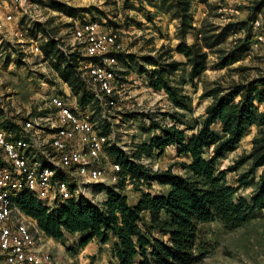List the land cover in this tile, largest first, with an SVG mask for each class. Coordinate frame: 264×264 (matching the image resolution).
I'll return each mask as SVG.
<instances>
[{
    "label": "rangeland",
    "instance_id": "1",
    "mask_svg": "<svg viewBox=\"0 0 264 264\" xmlns=\"http://www.w3.org/2000/svg\"><path fill=\"white\" fill-rule=\"evenodd\" d=\"M55 1L69 9L61 12L51 8L52 0H21L19 3L0 0V14L10 13L14 18L0 26V104H6L9 111H14L15 108L24 111L27 107H33L47 98L46 96L49 97L51 92L63 93L68 97V94L63 92V82L52 68L51 62L44 59V54H35L31 49V45H40V42L47 38L46 33L39 29L41 25L47 34L56 39L58 49L65 52L76 50L82 56V48L74 40L73 30L86 21H96L101 26L100 29L115 32L122 47L120 52L125 56H132L135 61L139 60L140 56L162 55L169 51L172 59L185 63L174 77V83L187 80L190 69L185 57L175 51L177 43L181 40L189 45L203 34L216 36L220 33L222 41L219 42L218 48L227 52L236 43H244L246 38L247 42L249 41V50L240 55L237 62L228 66L219 67L217 55L214 51H209L207 68L202 75L193 82L187 81L178 85L181 93L189 96L188 111L173 107L164 91L149 88L144 75L136 71L135 61L131 66L128 62L123 63L117 59L115 108L95 105L85 109L92 111V118L98 122L97 130L109 137V144L105 149L106 161L101 163L106 164V168L110 167L113 160L108 152L109 146L117 147L131 155L139 143L148 142L153 135L160 133L150 127L147 115H156L155 119L165 125L172 122L160 113L178 112L184 114L181 118L188 126L195 128L205 115V107L212 101L209 96L203 97L206 89L215 85L226 88L237 82L245 83L264 76V2L260 10L252 9L255 2L264 0H191L193 29L183 39L179 34L178 19L174 17L171 8L167 7L168 3L162 4L161 0ZM86 7L93 8L86 13L77 9ZM243 20L248 22L249 30L228 27ZM255 21L259 22L257 26ZM10 28H16L22 33V39L14 37ZM258 35H262V40L257 39ZM126 60L128 61L127 57ZM72 101L70 99V102ZM258 106L259 109L262 108V105ZM177 127L185 128L180 124ZM212 128L219 129V126L215 124ZM193 131L195 129H189L187 134ZM257 131V126H251L239 141L237 148L225 154L218 163L220 170L228 169L226 177L233 186L237 185L238 176L249 169L250 161H240V158L250 152L251 142ZM137 160L152 171L164 170L171 166L172 171L178 174H185L180 164L189 162L188 157L177 154L176 145L166 147L160 154L158 151L151 156L142 154ZM259 173L260 169H257L256 178L250 187L238 189V196L248 197L251 194ZM140 188L151 195L164 194L168 190V186L158 183H152L150 186L140 184ZM123 193L127 196L129 204H134L140 197V192L131 182L126 183ZM98 197L99 202L106 198L105 193ZM144 220L147 222L146 218ZM199 227L202 256L195 264H264V207L236 229L224 228L215 221L200 224ZM153 234L156 238H167L157 231H153ZM34 235L38 246L42 251L50 252L56 264H116L111 256L113 236L106 243L92 239L80 244L84 237L80 233H66L64 240L60 241L48 237L37 228Z\"/></svg>",
    "mask_w": 264,
    "mask_h": 264
},
{
    "label": "trees",
    "instance_id": "2",
    "mask_svg": "<svg viewBox=\"0 0 264 264\" xmlns=\"http://www.w3.org/2000/svg\"><path fill=\"white\" fill-rule=\"evenodd\" d=\"M161 1L162 4L168 3L167 7L171 8L174 17L178 19L179 34L183 39L193 29L191 0ZM263 2H255L252 9L260 10ZM50 7L61 12L69 9L55 0H52ZM92 8L77 9L86 13ZM228 27L249 30L246 20ZM39 29L47 37L40 42L39 48L45 58L50 59L58 77L70 87L78 105L81 108L98 105V100L83 80V75H86L83 74L82 66L87 58L76 50L65 52L58 49L56 39L45 32L44 26H39ZM247 40L236 43L228 52L218 48L222 41L220 33L216 36L203 34L189 45L181 40L175 51L182 54L186 63L190 64L187 80L183 79L181 83L179 80L174 83V77L185 63L172 59L169 51L162 55L140 56L137 61L120 52L117 59L131 66L136 63V71L144 75L149 88L164 91L173 107L188 111L189 96L182 94L178 85L193 82L202 75L207 68L209 51L217 55L219 67L237 62L238 57L249 50ZM202 95L211 97L212 101L205 107V115L197 127L188 126L181 118L184 114L178 112L160 113L172 122L165 125L155 119L156 115L149 114L147 118L150 119V127L159 130V134L153 135L148 142L139 143L131 155L109 146V154L120 164V178L113 187L95 185L96 189H105L106 198L100 204L79 197L59 203L49 210L44 201L24 192L15 198L19 209L36 221L41 232L56 241L64 240L66 233L82 234L84 237L80 244L92 239L106 243L113 236L111 256L116 264L199 262L202 256L200 224L215 221L224 228L236 229L264 207V76L245 83L237 82L226 88L215 85L206 89ZM258 105H262V108L259 109ZM178 124L185 128H178ZM215 124L219 129L212 128ZM251 126L258 127L257 134L252 139L250 152L240 158V161L249 160L250 166L238 176L237 185L233 186L226 177L228 169L220 170L218 163L225 154L237 148ZM189 129L195 131L188 135ZM171 145L177 146L178 155L189 158L188 163L180 164L185 174L172 171L171 166L152 171L138 163L137 159L142 154L151 156L156 151L160 154ZM257 169H260V173L251 194L248 197L238 196V189L252 185ZM127 182L133 183L140 192L134 204H129L123 193ZM152 183L168 186L167 192L151 195L141 190L140 184L150 186ZM153 231L166 236V240L156 238Z\"/></svg>",
    "mask_w": 264,
    "mask_h": 264
},
{
    "label": "built area",
    "instance_id": "3",
    "mask_svg": "<svg viewBox=\"0 0 264 264\" xmlns=\"http://www.w3.org/2000/svg\"><path fill=\"white\" fill-rule=\"evenodd\" d=\"M13 19L10 13L0 14V26ZM100 27L96 21H86L73 30L74 40L87 58L83 80L98 105L115 108V72L122 47L115 32ZM9 30L22 39L16 28ZM31 49L42 54L36 43ZM43 101L16 117L0 104V264H56L50 252L38 246L36 222L19 209L15 201L19 194H31L49 210L79 197L100 204L98 196L105 189L95 185L113 187L120 178L121 167L114 159L108 168L101 164L106 161L109 137L97 130L92 111L85 110L90 106L79 109L77 99L71 103L62 93Z\"/></svg>",
    "mask_w": 264,
    "mask_h": 264
},
{
    "label": "crops",
    "instance_id": "4",
    "mask_svg": "<svg viewBox=\"0 0 264 264\" xmlns=\"http://www.w3.org/2000/svg\"><path fill=\"white\" fill-rule=\"evenodd\" d=\"M41 55H43V52H42V54ZM44 59H46V60H49L50 61V59L49 58H45L44 57ZM51 62V61H50ZM63 86H64V89H63V92L71 99V101L72 102H75L76 101V98L72 95V92H71V90H70V87L69 86H67V84H65L64 82H63ZM52 89H54V88H52ZM63 94V93H62ZM50 96L51 95H53V93L51 92L50 94H49ZM46 97H48V96H46ZM45 99V98H44ZM69 100V99H68ZM46 101V100H45ZM71 102V103H72ZM42 103H44V101L42 100V101H40V102H38V104H42ZM22 112H24L21 108H18V109H16L15 108V110L14 111H9L8 110V114H9V116H15L16 117V115L17 114H19V115H21V113ZM15 121H17V120H15Z\"/></svg>",
    "mask_w": 264,
    "mask_h": 264
}]
</instances>
